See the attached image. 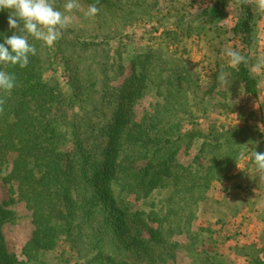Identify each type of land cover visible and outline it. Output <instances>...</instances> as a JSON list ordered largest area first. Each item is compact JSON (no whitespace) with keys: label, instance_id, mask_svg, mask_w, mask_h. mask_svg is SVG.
<instances>
[{"label":"trees","instance_id":"1","mask_svg":"<svg viewBox=\"0 0 264 264\" xmlns=\"http://www.w3.org/2000/svg\"><path fill=\"white\" fill-rule=\"evenodd\" d=\"M87 1L106 7L118 2ZM167 4L168 11L157 21L182 9ZM231 5H236V20L227 30L222 22ZM8 15V10H0V36L19 34L9 29ZM145 15L138 18L151 19ZM184 17L179 13L175 30L167 28L161 35L190 37L212 31L220 37L230 31L245 49L255 43L258 13L253 0H209L199 12ZM96 22L102 32L78 33L66 27L51 47L29 37L37 54L28 66H0L17 80L10 93H0V168L5 165L1 182L8 184L0 200V264H140L118 249L103 248L108 220L118 229L124 222L115 197L122 193L145 197L157 185L168 186L169 177L173 184L182 181L169 170L178 148L173 147L169 128L153 124L159 121L156 114L138 120L131 106L111 111L132 90L125 84L116 93L105 87L110 60L92 56L89 67L84 63L88 48L101 49L129 36L110 27L108 20ZM246 55L236 74L255 96L257 79L249 75ZM92 63L99 73L95 77ZM225 177L224 173L215 179ZM198 185L197 179L192 186ZM15 203L24 204L33 228L21 248L22 259L8 249L2 234L4 224L15 220ZM156 232L158 227L149 229L151 236Z\"/></svg>","mask_w":264,"mask_h":264},{"label":"rangeland","instance_id":"2","mask_svg":"<svg viewBox=\"0 0 264 264\" xmlns=\"http://www.w3.org/2000/svg\"><path fill=\"white\" fill-rule=\"evenodd\" d=\"M208 1L118 0L116 6L97 4V15L86 18L84 12L93 3L76 0L77 8L65 13L69 17L67 28L78 33L102 32V28L97 29L100 24L96 20H108L110 27L128 33V37L113 40L101 49L88 48L89 57L84 63L89 67L92 56L110 60L105 87L116 93L125 84L132 90L123 104L111 111L131 106L138 120L143 115H158L159 121L153 124H157V128H169L173 147H178L169 170L180 175L181 182L173 184L169 177L168 186L157 185L145 197L136 198L126 193L115 197L118 199L116 208L124 214V222L118 229L108 220L103 248L118 249L140 264H228L225 257L215 258L202 249L203 242L208 243L206 231L210 224L235 210L234 196L231 192H219L222 188L215 183V176L224 173L229 176L241 162V154L253 148L264 130L261 90L264 88V80L261 81L264 78V35L259 32L260 27L257 28L261 41L246 49L230 31L220 37L212 31L190 37L173 33L161 35L167 28L175 30L172 26L179 13L185 14L183 19L186 20ZM52 2L57 10L64 12L66 0ZM167 2L182 9L174 16L157 21L168 11ZM147 13L150 20L139 19ZM225 15L222 27L230 30L236 20V5L228 7ZM256 35L255 32V39ZM223 38L225 41L219 43ZM226 48L242 55L247 52L249 75L257 79L255 96L251 88L240 81L236 68L229 66V58L224 53ZM91 66L93 76L99 75L98 71L95 73V64ZM221 75L225 77L223 81L219 79ZM4 171L5 165L0 168V200L8 186L1 182ZM197 179L200 185L192 186ZM201 190L203 192L197 196ZM13 207L15 220L4 224L2 234L8 249L22 259L21 248L33 228L24 204L15 203ZM95 221L96 225L100 223L98 219ZM157 227L158 232L151 236L149 229Z\"/></svg>","mask_w":264,"mask_h":264},{"label":"crops","instance_id":"3","mask_svg":"<svg viewBox=\"0 0 264 264\" xmlns=\"http://www.w3.org/2000/svg\"><path fill=\"white\" fill-rule=\"evenodd\" d=\"M253 2L258 13L255 21V43H258L261 41L258 37L262 36L257 27L264 35V12L258 10V0ZM261 90L264 93V88ZM257 96H260L258 89ZM262 97L264 100V94ZM258 145L263 148L256 151L264 152V130L256 148ZM248 153H244L245 156ZM240 161L229 176L215 181L222 188L221 194L231 192L234 196L235 210L224 218L217 217L210 224L206 231L208 243L203 242L202 249L215 258L222 260L225 257L228 264H256L259 252L264 249V173L257 172L248 159L241 157Z\"/></svg>","mask_w":264,"mask_h":264},{"label":"clouds","instance_id":"4","mask_svg":"<svg viewBox=\"0 0 264 264\" xmlns=\"http://www.w3.org/2000/svg\"><path fill=\"white\" fill-rule=\"evenodd\" d=\"M77 8L76 0H66L64 12L54 7L52 0H0V10H8L7 24L9 29L18 30L19 34L13 33L0 36V66L11 65L23 69L29 64L30 57L37 54L34 44L29 42V37L35 41H42L49 47L59 39L61 30L69 23V17L65 13L72 12ZM257 8L264 12V0H258ZM99 9L95 4L89 6L84 16L95 17ZM225 55L229 58V66L238 68L246 63V58L239 51L226 48ZM220 80L225 77L221 75ZM17 86L14 73L0 70V93H10ZM258 142L253 143V148L247 156L257 172L264 173V152L256 151Z\"/></svg>","mask_w":264,"mask_h":264},{"label":"built area","instance_id":"5","mask_svg":"<svg viewBox=\"0 0 264 264\" xmlns=\"http://www.w3.org/2000/svg\"><path fill=\"white\" fill-rule=\"evenodd\" d=\"M256 264H264V249L259 252Z\"/></svg>","mask_w":264,"mask_h":264}]
</instances>
